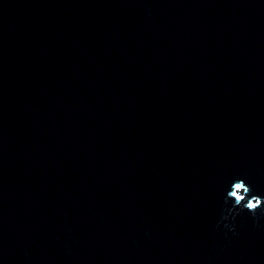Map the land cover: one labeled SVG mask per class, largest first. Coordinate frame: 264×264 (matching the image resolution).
Wrapping results in <instances>:
<instances>
[{
	"label": "water",
	"instance_id": "obj_1",
	"mask_svg": "<svg viewBox=\"0 0 264 264\" xmlns=\"http://www.w3.org/2000/svg\"><path fill=\"white\" fill-rule=\"evenodd\" d=\"M0 264H264V0H0Z\"/></svg>",
	"mask_w": 264,
	"mask_h": 264
},
{
	"label": "snow or ice",
	"instance_id": "obj_2",
	"mask_svg": "<svg viewBox=\"0 0 264 264\" xmlns=\"http://www.w3.org/2000/svg\"><path fill=\"white\" fill-rule=\"evenodd\" d=\"M240 186L239 185H237V188H239Z\"/></svg>",
	"mask_w": 264,
	"mask_h": 264
}]
</instances>
